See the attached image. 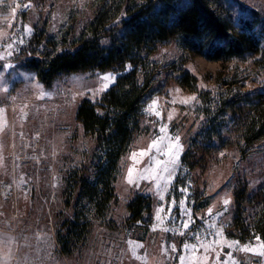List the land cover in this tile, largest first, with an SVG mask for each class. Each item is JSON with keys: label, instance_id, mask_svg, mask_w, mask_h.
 <instances>
[{"label": "rangeland", "instance_id": "1", "mask_svg": "<svg viewBox=\"0 0 264 264\" xmlns=\"http://www.w3.org/2000/svg\"><path fill=\"white\" fill-rule=\"evenodd\" d=\"M105 1L0 0V264H264L258 237L240 241L228 236L237 183L246 179L251 190L264 184V141L248 154L235 146L213 153L207 165L197 168L188 185L176 192L173 184L181 158L204 116L198 109V93L175 80H164L166 85L148 101L141 131L122 158L115 182L117 198L106 218L95 217L88 235L71 241L70 253L61 248L58 230L74 214V202L67 204V179L90 167L96 150L94 139L77 120V110L84 99L99 101L117 72L70 73L46 86L25 61L40 57L48 38L57 39V46L64 48L88 29ZM233 3L238 14L254 9L264 15V0ZM255 57L210 60L184 52L175 41L161 45L154 55L165 67L184 59L200 89H214L217 77H235L237 87L248 92L264 88V72ZM106 74L114 80L104 88L101 77ZM168 75L167 70L163 77ZM193 96L195 101L183 103ZM154 102L160 116L151 111ZM161 128L166 132L161 133ZM161 136L171 138L163 143L178 136L182 149L175 163L168 165L167 184L159 182L162 191L151 173L146 178L141 173L154 158H165L155 152L137 155L139 163L131 158L148 151ZM129 169H134L132 183ZM139 194L151 198L149 218L128 222V202ZM186 220L189 226L184 228ZM215 240L220 243L205 250L203 245ZM231 242L238 243L229 247ZM244 247L254 250H240Z\"/></svg>", "mask_w": 264, "mask_h": 264}, {"label": "trees", "instance_id": "2", "mask_svg": "<svg viewBox=\"0 0 264 264\" xmlns=\"http://www.w3.org/2000/svg\"><path fill=\"white\" fill-rule=\"evenodd\" d=\"M236 5L233 0H106L88 29L72 42L60 48L57 39L48 38L40 57L25 61L46 86L70 73L117 72L99 101L84 99L77 110V120L94 139L96 150L91 166L67 179V204L74 202V214L58 230L64 252L70 253L72 240L88 235L95 217L106 218L117 198L115 182L122 158L141 131L148 101L162 90L164 80L197 92L204 116L181 158L173 184L176 192L188 185L197 168L207 165L213 153L235 146L248 154L264 141V88L242 91L235 77H217L214 89H200L184 59L165 67L154 58L161 45L175 41L184 52L210 60L256 56L255 63L264 72V15L254 9L238 14ZM167 70L169 77H163ZM234 199L228 236L240 241L258 237L264 242V184L251 190L242 179ZM127 207L128 222L145 221L151 198L136 195Z\"/></svg>", "mask_w": 264, "mask_h": 264}, {"label": "snow or ice", "instance_id": "3", "mask_svg": "<svg viewBox=\"0 0 264 264\" xmlns=\"http://www.w3.org/2000/svg\"><path fill=\"white\" fill-rule=\"evenodd\" d=\"M28 31H30V29H28ZM101 80L104 82V84H103L104 88H107L108 82L114 80V77L111 74H106L103 77H101ZM195 100H196V97L193 96V97L185 98L183 100V103L187 104V103H190L191 101H195ZM151 111H153L155 115L160 116V113L158 111H156L155 102L151 106ZM169 119H171V117H169ZM160 131H161V133H165L166 129L161 128ZM165 139H171V138L161 136L160 138L153 141L152 144L149 145L148 151H141L139 154L133 153L132 157H131L135 163L140 162L137 160V155L143 157L145 155H150L152 152L159 153L160 156L165 158L163 160L154 158L152 160V164L149 166V168L144 169L143 172L141 173L142 177H145V174H147V173H151V178L157 180V188L161 191L163 189L161 188L159 182L163 180L165 185L167 184L168 179L170 178V169H169L168 165L175 163V160L178 158L179 151L182 150L181 147L179 146V137L178 136L175 138V141H173L172 143H163V140H165ZM133 171H134V169H129V172H128V182L129 183L133 182V180H132ZM228 203H229L228 200L224 201L225 205H227ZM172 204L174 205L175 202L173 201ZM185 211L187 212V209H185ZM188 226H189V221L186 220L183 227L187 228ZM216 235L219 237L220 233L217 232ZM257 239H259V238H257ZM128 243L130 246L142 247V245H134L133 241H128ZM212 243L218 244V243H220V241L215 240L208 245H203L205 250H208L209 248H211ZM237 243L238 242H231L228 244V246L232 247L234 244H237ZM192 247H193V250L195 251V246H192ZM260 248H261V251L259 252V254L264 255V242H261ZM212 250L214 251L215 249H212ZM240 250H242V251H253L254 249L244 247V248H241Z\"/></svg>", "mask_w": 264, "mask_h": 264}, {"label": "built area", "instance_id": "4", "mask_svg": "<svg viewBox=\"0 0 264 264\" xmlns=\"http://www.w3.org/2000/svg\"><path fill=\"white\" fill-rule=\"evenodd\" d=\"M4 186L6 187V189H5V190H7V189H8V185H7V184H4Z\"/></svg>", "mask_w": 264, "mask_h": 264}, {"label": "crops", "instance_id": "5", "mask_svg": "<svg viewBox=\"0 0 264 264\" xmlns=\"http://www.w3.org/2000/svg\"><path fill=\"white\" fill-rule=\"evenodd\" d=\"M0 71H3V68L2 67L0 68Z\"/></svg>", "mask_w": 264, "mask_h": 264}]
</instances>
